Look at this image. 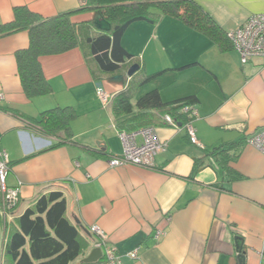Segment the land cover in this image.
Segmentation results:
<instances>
[{
    "label": "crops",
    "instance_id": "0c3cea01",
    "mask_svg": "<svg viewBox=\"0 0 264 264\" xmlns=\"http://www.w3.org/2000/svg\"><path fill=\"white\" fill-rule=\"evenodd\" d=\"M195 1L228 33L264 15V0ZM86 3L0 0V26L14 20L17 7L52 18ZM95 17L84 13L72 20L87 23ZM29 44L26 31L0 37V150L10 159L8 186L21 189L8 228L39 196L56 190L65 195L70 221L87 238L93 236L86 255L73 264L96 248L93 227L105 233L120 264H264V154L248 142L264 131V60L244 64L237 50H222L178 18L132 24L123 46L140 66L136 79L155 76L136 83L133 102L155 90L165 103L195 97L201 146L190 142L183 127L159 124L154 128L167 148L153 168H111L110 159L123 154L122 130L97 87L116 96L129 86L127 69L101 77L87 50L44 56L39 61L51 91L29 98L16 56ZM65 108L74 115L68 134L53 136L35 123L43 113ZM232 144L238 157L230 166L240 179L232 180L206 160L194 173L206 151ZM132 252L138 253L136 260L127 256ZM0 264L15 263L3 250ZM96 264H105L104 253Z\"/></svg>",
    "mask_w": 264,
    "mask_h": 264
},
{
    "label": "trees",
    "instance_id": "16d2710c",
    "mask_svg": "<svg viewBox=\"0 0 264 264\" xmlns=\"http://www.w3.org/2000/svg\"><path fill=\"white\" fill-rule=\"evenodd\" d=\"M84 13H98L111 24V31L98 30L94 20L87 23L73 22L74 16ZM165 16L178 18L190 28L204 33L222 50L235 49L230 33L218 26L195 0H87L86 5L78 10L52 18H44L27 7H17L14 20L0 26V37L23 31L29 33V47L18 51L16 56L24 91L29 98H35L51 91L39 61L41 57L74 49L87 50L101 77L113 76L125 69L128 72L135 65V57L123 46L126 31L134 23L145 21L155 24ZM140 71L130 78L129 86L114 96L111 102L117 127L122 131L133 132L159 124L169 126L164 120L168 115L178 125L185 124L187 116L181 113V109L193 106L195 97L165 103L155 90L133 102L132 90L136 83L140 80L147 82L155 77L146 76L137 80ZM73 117L70 108L54 109L43 113L35 123L48 134L58 136L62 131L68 134ZM60 145L54 144L53 147ZM236 146L224 145L206 151L204 158L197 160L199 167L194 173L205 165L206 160L208 164L218 166L232 180L240 179L230 166L238 157ZM4 239L5 256L15 264H73L86 255L93 236L87 238L70 221L65 195L55 190L39 196L17 218L16 225L6 229Z\"/></svg>",
    "mask_w": 264,
    "mask_h": 264
},
{
    "label": "built area",
    "instance_id": "2783aa9c",
    "mask_svg": "<svg viewBox=\"0 0 264 264\" xmlns=\"http://www.w3.org/2000/svg\"><path fill=\"white\" fill-rule=\"evenodd\" d=\"M234 41V48L242 57L244 64L253 59L264 60V15L252 16L244 25L239 27L235 32L230 33ZM97 96L105 107L110 106L114 95L109 93L102 85L97 87ZM4 99L0 92V102ZM181 113L187 116L185 124L181 125L188 135L190 142L194 145L201 144L198 141L195 122L199 118L198 110L195 106H184ZM165 122L174 128H179L178 122L171 116H165ZM120 138L123 144V154L119 157L111 158L109 166L111 168L135 165L145 168H153L156 156L166 150L167 143L162 142L154 127H147L133 132H120ZM250 145L255 147L259 152L264 154V131L248 139ZM10 172V159L6 150H0V256L5 246V231L8 228L9 221L19 204L21 189L18 187L8 186V175ZM90 232L98 237L96 248L102 249L105 257V264H120L121 256L116 255L112 248L107 246V236L98 227H93ZM163 233L157 234L160 239ZM129 258L136 260L137 252L127 255Z\"/></svg>",
    "mask_w": 264,
    "mask_h": 264
},
{
    "label": "water",
    "instance_id": "95a60500",
    "mask_svg": "<svg viewBox=\"0 0 264 264\" xmlns=\"http://www.w3.org/2000/svg\"><path fill=\"white\" fill-rule=\"evenodd\" d=\"M95 26L98 30L103 31V32H110L112 29L111 24L106 21L105 19L101 18V16L96 13L95 14ZM140 66L135 64L133 65L130 70L127 72L126 77L131 78L133 77V75L139 71ZM117 78H119L122 82L125 80V76H118ZM181 126V124H180ZM77 224H79V222H77ZM243 256H242V263H243ZM103 259V252L102 249L100 248H95L93 249L90 254L85 257L84 259H82L79 263L77 264H96L98 262H100Z\"/></svg>",
    "mask_w": 264,
    "mask_h": 264
},
{
    "label": "rangeland",
    "instance_id": "374dc122",
    "mask_svg": "<svg viewBox=\"0 0 264 264\" xmlns=\"http://www.w3.org/2000/svg\"><path fill=\"white\" fill-rule=\"evenodd\" d=\"M126 70V69H125Z\"/></svg>",
    "mask_w": 264,
    "mask_h": 264
}]
</instances>
